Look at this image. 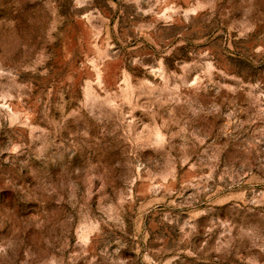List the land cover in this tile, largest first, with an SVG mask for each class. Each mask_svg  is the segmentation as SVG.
<instances>
[{
  "label": "rangeland",
  "instance_id": "1",
  "mask_svg": "<svg viewBox=\"0 0 264 264\" xmlns=\"http://www.w3.org/2000/svg\"><path fill=\"white\" fill-rule=\"evenodd\" d=\"M0 264H264V0H0Z\"/></svg>",
  "mask_w": 264,
  "mask_h": 264
}]
</instances>
